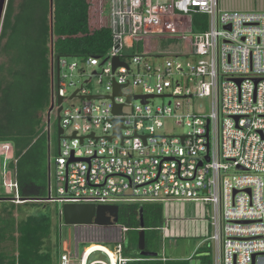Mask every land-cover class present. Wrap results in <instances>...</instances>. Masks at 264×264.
<instances>
[{"label": "built area", "instance_id": "obj_1", "mask_svg": "<svg viewBox=\"0 0 264 264\" xmlns=\"http://www.w3.org/2000/svg\"><path fill=\"white\" fill-rule=\"evenodd\" d=\"M109 1L112 45L105 57L57 59L52 104L57 112L58 97L63 98V134L49 202L60 209L67 204L211 206L212 214L202 221L213 234L201 245L212 243V264H264V10L226 11L219 0ZM196 13L210 17L207 31H194ZM153 35L182 40L185 60L175 56L158 64L139 52V42ZM191 56L202 58L195 62ZM114 59L122 63L115 71ZM95 66L101 72L85 70ZM103 77L104 94L93 93L89 85L96 78L102 85ZM115 86L123 88L113 100L82 98L113 97ZM139 88L141 94L130 91ZM136 96L154 98L142 104ZM161 98L168 104L155 103ZM193 98H211L212 112L185 113ZM118 105L122 113L114 114ZM166 119L188 132L164 133ZM115 120H122V138L113 137ZM9 179L4 186L15 194L14 202L22 201L17 182ZM167 229L166 223L162 231ZM121 243L112 254L94 250L78 259L61 238L59 263L127 264ZM96 251L109 263L90 262Z\"/></svg>", "mask_w": 264, "mask_h": 264}, {"label": "trees", "instance_id": "obj_2", "mask_svg": "<svg viewBox=\"0 0 264 264\" xmlns=\"http://www.w3.org/2000/svg\"><path fill=\"white\" fill-rule=\"evenodd\" d=\"M15 1L8 0L1 27L0 53L7 61L0 64V144L13 147L10 168L25 202L12 201L15 194L3 193L0 181V264H60L61 236L51 210L25 215L23 208L51 194V134L45 118L52 105L57 59L105 57L112 45L110 14L105 15L109 0H21L18 8ZM207 21L208 15L196 13L194 31H207ZM141 205L120 206L119 225L130 235L121 243L122 255L130 259L127 264H190L191 259L162 260L165 216L158 203L142 205L146 251L158 256H141ZM58 219L64 222L61 209ZM153 230L158 234L149 235ZM212 251L209 241L193 258L212 264Z\"/></svg>", "mask_w": 264, "mask_h": 264}, {"label": "rangeland", "instance_id": "obj_3", "mask_svg": "<svg viewBox=\"0 0 264 264\" xmlns=\"http://www.w3.org/2000/svg\"><path fill=\"white\" fill-rule=\"evenodd\" d=\"M8 2V1H7ZM21 0L15 1V8H18ZM220 8L226 11H249V10H264V0H219ZM108 9L105 10V15L110 14L109 8L110 1L107 5ZM194 15L192 16L193 19ZM210 21V17H208V24ZM168 35H153L151 37L143 38L139 42V52L151 56L150 60L157 62L158 64H163L168 59H174L175 56H180L181 60H185L184 54H186V50L184 48V42L180 39L176 38H167ZM1 37V31H0ZM5 42V40L3 41ZM1 43V38H0ZM1 47V44H0ZM202 57L198 56L196 58L191 56L192 60L195 62L199 61ZM5 55L0 53V64L6 63ZM98 69L101 72L100 67H85L87 73L92 74V72ZM100 78L94 79V81L89 85V88L96 94H104L105 85L107 84V78H101L102 85L99 84ZM73 90L70 91L72 93ZM130 91H134L135 94H141L142 89H130ZM169 100L165 98L156 99V104H168ZM67 104V103H66ZM190 111L198 112L202 114H210L212 112V99L211 98H193L191 100L190 110H186L185 113ZM182 115V114H180ZM48 114L45 118L46 123H48ZM57 119L56 110L51 114V124L50 130V152H51V160L52 164H54L55 158L58 156V139H57V127L54 126ZM164 133H171L172 135H182L188 132V128L184 126H179L175 123L174 119H166L165 127L163 130ZM2 145L0 144V181L2 183V191L3 193H12L4 186V180L9 182V178L14 180L13 172L10 168V165L14 162V155L12 145ZM5 147V148H4ZM9 149H8V148ZM11 147V149H10ZM6 156V157H5ZM7 158V159H6ZM53 191L52 197L55 198L57 196L55 192V183L52 182ZM13 194V193H12ZM13 198V196H11ZM13 201V200H12ZM25 201H17V203H24ZM39 203V204H38ZM44 203V204H42ZM49 203V204H45ZM48 205V206H47ZM61 205L54 202H36V204H31L24 206L23 211L26 213L25 215H38L41 213H47L51 210L52 220L54 225H58L59 235L62 238V241H65L66 245L71 246L74 249L78 259L84 254V252L95 245H101L108 248L111 252L115 251V243L122 241L123 237L128 238L130 235L127 232H123L121 230V226H73L66 225L64 222L60 223L58 219V210ZM165 207V218H169V213L172 216H175L177 219L183 220V223H186V218H204L205 215L212 214V207L209 206L208 209H204L202 205H198V208L194 204H179L178 207L170 208L169 205L164 204ZM170 211V212H169ZM183 211V212H182ZM190 220V219H189ZM192 220V219H191ZM198 221V219L196 220ZM168 223V222H167ZM199 225V224H196ZM211 234L212 228H211ZM158 232L153 230L149 232V235H157ZM209 237V230L205 236H201L196 238V235L192 237H179V238H167L163 241V252L167 256H179L189 258L194 254V251L197 249L198 245ZM210 244H212L210 242ZM213 259L215 258V249L213 250ZM92 261H103L105 263H109L108 257L100 252L96 251L91 256L90 262ZM79 262V260H78Z\"/></svg>", "mask_w": 264, "mask_h": 264}, {"label": "water", "instance_id": "obj_4", "mask_svg": "<svg viewBox=\"0 0 264 264\" xmlns=\"http://www.w3.org/2000/svg\"><path fill=\"white\" fill-rule=\"evenodd\" d=\"M8 0H0V31L2 27L3 17L5 8L7 5ZM51 4H53V0H51ZM105 62V61H104ZM122 63L119 62L118 59H114L113 61V71H115ZM57 79L59 81V75H60V66L59 62L57 61ZM127 86V85H126ZM122 88L121 86H115L114 88V95L113 97L108 96H101V95H91L82 97L86 100H101V99H114V96H120L122 95ZM77 92L73 94L71 99H73L76 96ZM127 98V103H131L132 98L129 95H125ZM154 98L153 96H136L134 97L135 100H141L142 104L147 103L148 99ZM62 102L63 98L58 97L57 100V139H58V153L60 152V142L63 134V129L61 127V117L60 113L62 110ZM55 108V104L53 103L51 105L50 110L48 111V128L50 130V122H51V112ZM123 109V105H118L114 108V114H121ZM116 128L114 131L113 137H119L121 136V126H122V120H115ZM50 135V134H49ZM92 136V135H91ZM111 137V139L113 138ZM83 140V138H82ZM209 160V157H207V161ZM1 193V191H0ZM51 200V194L49 195V198L46 200L49 202ZM62 218L66 225H73V226H103V227H109V226H117L119 225V212L120 207L117 205H100L95 206L91 204H67L64 205L61 209ZM143 207L140 206V221H141V229L139 233V240H138V249L140 251L141 256L143 257H157L158 253H151L146 251V238H145V228L143 223V213H142Z\"/></svg>", "mask_w": 264, "mask_h": 264}, {"label": "crops", "instance_id": "obj_5", "mask_svg": "<svg viewBox=\"0 0 264 264\" xmlns=\"http://www.w3.org/2000/svg\"><path fill=\"white\" fill-rule=\"evenodd\" d=\"M166 205H169L170 208H172V207L175 208V207L179 206V204H176V203H168ZM194 205L198 208V205H196V204H194ZM163 207H164V205H163ZM164 214H165V207H164ZM168 217L169 218H167V219L165 218V223H164V226H166V223L168 222L167 223L168 229L165 232L162 231L164 239L179 238V237H192L193 235H196V238H199L203 235L205 236V234H207L208 230H209V234L211 233L210 232L211 231L210 224H208L205 221H202V217H200V218H186V223H183V220L175 218V216H172V214H170V213H169ZM197 219H198V221H196ZM196 224H199V225H196ZM205 240H203L200 243V245H198L197 249L194 251V254L189 258L188 257L187 258L179 257V256H177V257L176 256H167L164 252H163V255L166 257H170L172 259H177V260L191 259L190 264H201L200 260L193 258V256L196 254L197 250L200 247L205 245V244L201 245L202 243H205L204 242ZM97 247H101V245H95V248H96L95 250H98ZM103 248H106V247L103 246Z\"/></svg>", "mask_w": 264, "mask_h": 264}, {"label": "bare ground", "instance_id": "obj_6", "mask_svg": "<svg viewBox=\"0 0 264 264\" xmlns=\"http://www.w3.org/2000/svg\"><path fill=\"white\" fill-rule=\"evenodd\" d=\"M95 249H96L95 246H92V247L88 248L84 253H86L88 255V253H90L91 251H94ZM97 249L102 250V251H106V252L112 254V252L110 250H108L107 248H103V246L97 247Z\"/></svg>", "mask_w": 264, "mask_h": 264}, {"label": "flooded vegetation", "instance_id": "obj_7", "mask_svg": "<svg viewBox=\"0 0 264 264\" xmlns=\"http://www.w3.org/2000/svg\"><path fill=\"white\" fill-rule=\"evenodd\" d=\"M55 111V108L53 109V111L51 112V114ZM57 115V114H56ZM58 126V121H57V124H56V127Z\"/></svg>", "mask_w": 264, "mask_h": 264}, {"label": "clouds", "instance_id": "obj_8", "mask_svg": "<svg viewBox=\"0 0 264 264\" xmlns=\"http://www.w3.org/2000/svg\"><path fill=\"white\" fill-rule=\"evenodd\" d=\"M56 114H57V112H56Z\"/></svg>", "mask_w": 264, "mask_h": 264}]
</instances>
